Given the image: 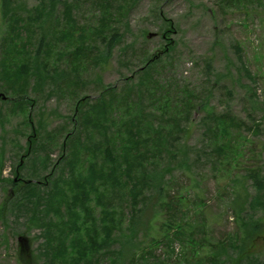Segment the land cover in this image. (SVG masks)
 <instances>
[{"label":"rangeland","instance_id":"1","mask_svg":"<svg viewBox=\"0 0 264 264\" xmlns=\"http://www.w3.org/2000/svg\"><path fill=\"white\" fill-rule=\"evenodd\" d=\"M50 8L46 0H13L5 15L0 0V93L8 96L0 99V264H264V0H61ZM41 37L38 60L47 69L26 79ZM158 54L150 66L155 90L140 69ZM102 99L112 100L105 116L96 108ZM209 110L244 125L231 130L233 151L225 147L222 162L207 154L224 145L203 133ZM133 116L173 130V154L153 153L149 142L140 163L146 178L125 176L130 185L144 182L135 209L126 185L115 194L95 179L87 216L78 189L61 178L89 177V163L107 170L104 151L127 145ZM144 126V137L153 134ZM165 192L175 210L162 211ZM57 224L100 243L90 262L71 248L55 251Z\"/></svg>","mask_w":264,"mask_h":264},{"label":"trees","instance_id":"2","mask_svg":"<svg viewBox=\"0 0 264 264\" xmlns=\"http://www.w3.org/2000/svg\"><path fill=\"white\" fill-rule=\"evenodd\" d=\"M3 1V9H4V14L5 15H9L11 12V5L13 0H2ZM47 2L50 3L51 7V11L54 12L56 6L61 2V0H46ZM66 13L67 15H71L72 16V10L73 8H71L70 6H66L65 7ZM70 18V17H69ZM72 20V17L69 19ZM16 24H19L21 22V20L16 21ZM13 31H17L16 27L14 26ZM172 30H166L165 34L166 36L168 35V32H171ZM118 33H113L112 36L110 37V39H108V46L107 49L108 51H111L113 44L115 42V39L118 37ZM165 36V37H166ZM170 47V44H167V47L164 49L163 52H167V49ZM45 48V38L41 37L40 41L38 42V46L36 49V54L35 56L32 55H28L29 60L28 61H32V59L35 60H40L39 57H41L42 52ZM159 58V54L158 55H153L152 58H150L147 62V64H145L140 70H142L144 72L143 77H146L147 80H151L153 83L150 86H153L154 89L156 90V87H160L158 86V84L153 81L152 79L156 80L154 78V67L150 68V66L152 65L153 61ZM39 60L37 62V65H34L33 69L30 65V63H27L28 65L24 66V71L26 72V79L28 77L31 76L32 71L35 73V75L37 76H42L41 74L43 73L44 70L47 69V67L45 68V63L43 64V61L39 63ZM33 66V65H32ZM23 67V66H21ZM20 67V68H21ZM140 84V83H139ZM143 85H139V89L138 91L143 94L144 93L142 91V87ZM147 90V88H146ZM108 91V90H107ZM111 94V93H109ZM6 95V94H5ZM25 95V94H22ZM112 95V94H111ZM7 96V95H6ZM8 98V96H7ZM21 98H23V96H21ZM142 103V99L140 101ZM127 103V98L125 99V104ZM112 105V100H108L106 101L105 99H102L101 102L98 104L96 103V108H97V112L99 115L101 116H105V113H107V110L111 107ZM143 105V103H142ZM95 107V106H94ZM189 113H186L185 119L186 121L189 118ZM183 119V118H182ZM86 122L89 123L91 122L93 119L92 117L88 114L86 116ZM97 121H101V118H98ZM181 119H179L178 122L174 121L175 124V128L179 129L181 124ZM203 123V133L206 135V138L213 140V142H216L217 139L223 140L224 141V145H220V146H215V148L213 149L214 153H210L208 152L207 154H211L213 157L215 156V159L217 161H223L224 157L228 154L225 150V147L228 148L230 150V152L233 151V147H232V142L235 139V137L230 135L231 130L234 131H238L240 132L241 129L243 128L244 125H242V122L236 121L235 119H233V117H231L229 114H218L214 111H207V114L205 115V118L202 121ZM149 120L148 119H142L139 116H133L132 119H129L128 125L126 124L124 126V130L126 133V143L127 145L123 147L122 151L115 154V149L113 150V147H111L110 145L106 147L105 151H104V163L101 164H106L108 166L107 170H105V168L102 166H98L99 164L97 163H89V170H90V174L89 177L86 176H82L79 175L74 176L73 179H71L69 182L68 180H65L63 177L61 178L62 183L66 185V187L70 190L72 188V190H77L78 189V194L81 195L82 200L81 204L83 205V209L85 211V214L87 216H89L90 214L87 212V206L85 205L86 201H88V187H90L91 189H98L96 186L93 187V182L95 181V179H100L103 182V185H105L107 188H112L114 191L117 190V192H115V194L119 193L118 189H121L120 187H122V185H126L128 187V193L130 192L133 198V208L135 209V203H137V196L140 194L144 193V182L142 184L139 185H130L129 182L126 181L125 176L130 179L133 180L135 179V174H138L140 176H142L143 178H146L144 175H142V173H146V169L147 167L143 164L141 166V161L143 162L142 158L143 155H149V151H151L148 148V144L149 142H151V145L153 147L152 151L153 153L157 152V153H162L163 149H166V151L168 153H172V145L174 144V142H172L173 136H174V131L173 130H165L164 128H162L160 125H158V127H156V125H148ZM146 126H150V131H153V134H149L147 136L144 137V129L143 127ZM214 138V139H213ZM227 138H229L228 140H226ZM167 146H170L167 148ZM240 149H242L240 147ZM212 150V149H211ZM155 151V152H154ZM206 152V151H205ZM75 155V154H74ZM134 155V156H132ZM229 155V154H228ZM121 159V162L119 161V159ZM124 161V163H122ZM69 165L71 166L70 168L72 169V171H74V160L72 163H69ZM143 168V170L141 171L140 168ZM61 177V176H60ZM21 179L17 178L13 181V188L15 190H17V187L19 185L18 182H20ZM24 185H26V188L29 187L32 189V186H37L34 181L32 179L29 180H24L22 179ZM69 182V185H68ZM34 184V185H33ZM54 184V183H53ZM56 184V185H55ZM54 184V187L59 190L58 191V196L61 200L62 203L66 204L68 203V208H69V202H71L70 207L73 205L74 200L70 199V197H67V193H66V189L63 188L62 186H60L57 182ZM108 185V186H107ZM106 188V189H107ZM19 189V187H18ZM164 189V187L162 186L160 188V192ZM20 190V189H19ZM80 190V192H79ZM34 193V192H33ZM32 193V194H33ZM169 192H165L164 200H163V205H162V211L164 210V208L167 210V208L172 207L175 210V206H173V201L168 197L166 199V195ZM31 194V195H32ZM54 197H56L57 195L53 194ZM158 198H160V195L158 196ZM30 199V198H29ZM159 200V199H158ZM77 202V201H76ZM37 205L39 203V199H37L36 201ZM106 212L104 213V219L106 221H111L114 218V213L112 211H109L110 209L105 207ZM134 211V210H133ZM113 221V220H112ZM64 225H66V223H62ZM42 225V223H41ZM57 228L60 230L59 235L57 234V236H55V238L57 240H55L56 245L55 246V251L57 250H61V253H66L67 251H69L68 249L71 248L72 250L74 249L75 251H77V257L76 259L82 258V261L87 262L89 257H93L95 252L99 251V245L100 243L98 241L95 242V244L92 246V243H85L86 241H84V239L80 240V238H72L71 234L69 232H71L69 229L66 230V228L61 229L60 224L56 225ZM113 226V224H112ZM260 227V224L258 226H256V228L254 229V231H256V229L258 230V228ZM49 230V228L47 227V231ZM106 230L109 231V225L106 226ZM99 235V234H98ZM23 240H25V238L23 237ZM109 242L107 241V244ZM50 244V240H48V243ZM23 247V246H22ZM82 248V249H80ZM52 249L51 247L48 248ZM81 250V252H78V250ZM60 253V254H61ZM87 260V261H86ZM23 264H33V262L30 259H24ZM90 262V260L88 261Z\"/></svg>","mask_w":264,"mask_h":264},{"label":"water","instance_id":"3","mask_svg":"<svg viewBox=\"0 0 264 264\" xmlns=\"http://www.w3.org/2000/svg\"><path fill=\"white\" fill-rule=\"evenodd\" d=\"M156 34H154V33H150L149 34V37H153V36H155ZM7 98V96L4 94V93H0V99H2V100H5ZM20 240H23L22 238H20Z\"/></svg>","mask_w":264,"mask_h":264}]
</instances>
